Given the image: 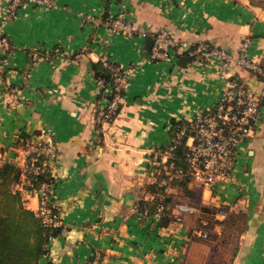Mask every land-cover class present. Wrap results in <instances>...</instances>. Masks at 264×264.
Returning <instances> with one entry per match:
<instances>
[{
	"label": "crops",
	"instance_id": "crops-1",
	"mask_svg": "<svg viewBox=\"0 0 264 264\" xmlns=\"http://www.w3.org/2000/svg\"><path fill=\"white\" fill-rule=\"evenodd\" d=\"M7 6L0 0V21ZM119 11L151 31L165 27L176 37L209 40L234 54L249 40L250 56L264 66V19L236 0L24 2L4 26L10 46L0 52V164H25L22 138L56 143L47 169L62 229L41 263L180 264L181 248L202 206L209 205L247 213L232 264H264V95L257 129L241 143L227 181L210 189L193 178L191 194L169 187L171 210L182 218L166 226L151 216L141 219L135 209L148 197L153 173L165 168L177 122L213 107L227 76L239 77L257 94L262 79L238 64L224 76L217 59L200 61L185 49L168 61L151 60L145 37L110 31L107 21ZM106 59L134 67L119 112L102 127L98 111L108 102L107 90L97 86L94 63ZM31 186L23 175L19 188L36 210L39 197Z\"/></svg>",
	"mask_w": 264,
	"mask_h": 264
},
{
	"label": "built area",
	"instance_id": "built-area-1",
	"mask_svg": "<svg viewBox=\"0 0 264 264\" xmlns=\"http://www.w3.org/2000/svg\"><path fill=\"white\" fill-rule=\"evenodd\" d=\"M26 1L34 2L40 6L51 7L54 0H8L6 16L0 21V50L10 45L9 38L4 31V26L10 18L18 12L19 7ZM97 21V18L90 17ZM110 31L132 36H154L151 60L168 61L175 55V50L185 49L192 57L203 61L209 58L218 60L222 75L227 76L230 67L238 64L245 69L256 73L263 81L260 94L255 93L246 83L241 82L235 75L227 76V86L217 103L208 109L198 111L183 125H176L175 132L167 151L168 158L165 172L160 180L161 185L170 187L174 179H181L189 175L199 178L205 188L212 189L218 182L227 181L231 176L238 159L240 145L248 140L257 129V122L261 112L262 97L264 95V66L254 60L249 53V40H245L238 54L229 52L209 40L189 41L173 35L167 28L161 27L151 31L146 25L136 23L127 17L125 11H119L107 21ZM113 62V61H112ZM112 81L105 82V78L97 79V86L107 91L113 90L111 100L105 105L104 118L109 119L116 115L119 103L123 102L125 94L122 90L128 88L133 70V63L124 65L118 61L110 63ZM26 139L24 145L25 172L30 170L28 180L32 182L39 173L48 171V160L56 155V143L44 138ZM180 145H185L186 166H179L174 159L173 150ZM36 152L32 157L30 166L27 165L28 155ZM39 161L38 163H35ZM39 197L37 212L45 226L55 228L62 224L58 216V204L54 199V180H44L34 187ZM164 204L160 202L154 215L159 219L163 212ZM226 216V210L217 213L219 219ZM165 264H168L167 262Z\"/></svg>",
	"mask_w": 264,
	"mask_h": 264
},
{
	"label": "trees",
	"instance_id": "trees-1",
	"mask_svg": "<svg viewBox=\"0 0 264 264\" xmlns=\"http://www.w3.org/2000/svg\"><path fill=\"white\" fill-rule=\"evenodd\" d=\"M2 50H5V48ZM110 63H114V60L106 59L94 63L97 79L105 78V82L108 83L112 81ZM239 80L243 82L242 79L239 78ZM100 91H106V89L100 88ZM122 93L126 94V90H122ZM106 96L108 100H111L113 90L107 91ZM122 103H119L116 115ZM105 108L104 106L103 109ZM116 115L109 119L108 122H112ZM187 121L183 120L177 123L181 126ZM172 132L173 136L175 132ZM21 142L25 144L26 140L22 138ZM170 144L171 142L167 150H169ZM185 151V145L177 146L173 150L174 156L170 157V159H174L179 166H186ZM34 156H36L34 151L28 155V166H30L31 159ZM38 162L36 161L35 163ZM163 170L164 168H162L159 176L154 181L147 184L148 197L139 199L135 205L136 212L141 216V219H146L154 215L160 202H163L164 209L158 219V226H166L170 222L182 218L181 215L173 214L171 210L174 194L169 191V188L160 183L164 175ZM23 175H27L29 178L32 174L30 170L25 172V167L12 161H5L0 164V264H42L41 258L49 253L51 239L58 235L62 229V224L55 228L45 226L37 210L26 205L23 193L19 188ZM192 179L189 175L181 179H174L170 182V187L179 186L182 191L191 194L192 190L189 187V183ZM44 180L53 181L51 173L48 171L39 173L33 180L34 187ZM221 209L226 210L227 221L217 217V213ZM202 212L207 215L208 227L212 230L206 233V236L209 235L208 237L219 239L218 232H213V229L218 225L223 228L224 224L231 219V216L238 214L243 215L244 219H246L244 228H247L246 212H235L227 207L219 208L209 205L202 206ZM246 228L241 234L246 231Z\"/></svg>",
	"mask_w": 264,
	"mask_h": 264
},
{
	"label": "rangeland",
	"instance_id": "rangeland-1",
	"mask_svg": "<svg viewBox=\"0 0 264 264\" xmlns=\"http://www.w3.org/2000/svg\"><path fill=\"white\" fill-rule=\"evenodd\" d=\"M236 1H239L242 5L250 7L259 17L264 19V11L262 8L253 6L248 0ZM9 46L10 45L5 48L6 51ZM1 59L3 60V58ZM103 107L98 111L99 116L101 115L100 118H98V121L102 127L109 123L103 116ZM24 139L26 140L27 138ZM164 172L165 168L163 170V173ZM153 175L158 177L159 172L155 174L153 173ZM31 189H34V187L31 186ZM180 196H182V193H180ZM178 201L182 202V199L178 198ZM57 210L59 219L62 220L59 212L60 210L58 208ZM204 213L205 212H202L201 215H199L198 222L190 231L189 238H186V243L183 245L184 247L181 248L182 253H184L185 256L183 257L184 259L180 260V264L181 261L182 264H232L240 252H238V246L240 245V240L244 234L241 233L246 228H244L246 219H244V216L241 214L234 215L235 217L231 216V219L229 218L230 220L224 224L223 228L218 225L213 229V232H218L219 235V239H215L214 237H208L209 235L206 236V233L212 230L208 227V217ZM223 219L224 221L226 219L228 220L226 216ZM181 256H183V254Z\"/></svg>",
	"mask_w": 264,
	"mask_h": 264
},
{
	"label": "water",
	"instance_id": "water-1",
	"mask_svg": "<svg viewBox=\"0 0 264 264\" xmlns=\"http://www.w3.org/2000/svg\"><path fill=\"white\" fill-rule=\"evenodd\" d=\"M248 1L253 6L262 8V10L264 11V1L263 0H248ZM154 41H155V38H154L153 35L148 34V35L145 36L144 49H145V52H146L147 55L152 53V46L154 44Z\"/></svg>",
	"mask_w": 264,
	"mask_h": 264
}]
</instances>
